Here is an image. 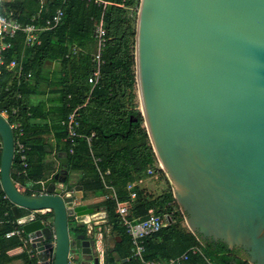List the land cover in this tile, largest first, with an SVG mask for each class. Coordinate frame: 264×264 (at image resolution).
Here are the masks:
<instances>
[{
	"label": "water",
	"instance_id": "1",
	"mask_svg": "<svg viewBox=\"0 0 264 264\" xmlns=\"http://www.w3.org/2000/svg\"><path fill=\"white\" fill-rule=\"evenodd\" d=\"M135 58L145 126L190 231L264 264V0H141ZM14 158L0 113L1 185L40 264H71V250L72 264H100L96 228H71L83 225L68 176L26 193Z\"/></svg>",
	"mask_w": 264,
	"mask_h": 264
},
{
	"label": "trees",
	"instance_id": "2",
	"mask_svg": "<svg viewBox=\"0 0 264 264\" xmlns=\"http://www.w3.org/2000/svg\"><path fill=\"white\" fill-rule=\"evenodd\" d=\"M107 1L110 4L104 9L96 4H88L86 0H0L3 9L13 13L23 24L31 22L36 16V23L45 25L59 8L64 11L61 22L42 33L40 45L24 50L22 44H17L6 53L8 62L12 58H20L24 50L25 75L21 80L14 76L13 71H8L5 65L1 67L0 111L9 112L10 123H22L24 136L21 139L30 147L27 167L22 165L17 156L14 158L13 166L19 169V173L13 174V179L24 186L26 193L31 194L30 189L41 190V180L50 175L44 173V159L49 154L46 145L48 133L51 132L48 125L50 119L54 138L59 146L62 145L59 150L65 153L69 170L79 175L77 183L87 193L103 196L110 192L99 170L105 181L114 186L120 201L130 199L128 184L150 176L149 168H153L155 174L166 177L169 187L161 195L153 196L137 186V197L130 203L131 220L146 218L151 209L158 214L168 213L171 216V223L167 227L147 237L146 259L168 260L182 254L192 245H199L212 264H249L239 249H231L222 242L202 241L181 225L184 213L176 202L170 180L159 167L144 125L145 119L137 105V27L128 16V10L135 6L139 8L141 0ZM102 14L107 30L106 45L102 50L104 64L101 77L92 90L89 76L95 67L94 56L97 51L95 28ZM55 64L57 70L53 69ZM30 71L32 75L28 77L26 74ZM46 87L59 93L55 105L49 111H45L44 103L33 106L28 100L32 95L45 94ZM80 105L83 106L78 110V130L85 134L96 133L92 139V152L95 158L100 159L97 165L85 138H77L74 151L70 152L72 144L68 139L67 127L62 124L72 110ZM13 109H17L15 113ZM36 127H42V130L35 131ZM51 181H55V176ZM101 204L107 211L108 226L122 239L116 249L119 255L128 258V264H143L132 257L133 244L116 212L115 200L105 199ZM11 209L12 203L0 182V214L8 213L12 219ZM15 226L22 228L17 222ZM11 228L5 229L1 237ZM71 228L75 231L80 229L73 219ZM22 243L20 240L19 244ZM4 257L5 254H0V263ZM22 257L25 264H38V259L30 257L27 252ZM109 258L114 263L115 258ZM186 264L209 263L201 255L190 253Z\"/></svg>",
	"mask_w": 264,
	"mask_h": 264
},
{
	"label": "built area",
	"instance_id": "3",
	"mask_svg": "<svg viewBox=\"0 0 264 264\" xmlns=\"http://www.w3.org/2000/svg\"><path fill=\"white\" fill-rule=\"evenodd\" d=\"M87 3L96 4L98 6L104 7V9L110 4L107 0H86ZM64 11L62 8H59L54 16L48 19L45 25H41L36 23L37 17L34 16L31 19V22L27 24H23L17 18L14 17L13 13L6 11L0 5V74L1 67L5 65L8 71H13L14 76L21 80L25 75L24 72V50L29 47H33L35 45H40L42 42V33L46 30L52 29L56 27L62 20ZM104 14H102L100 21L96 24L95 28V36L97 38V51L94 56L95 67L92 70L89 76V83L92 84V90L95 85L98 83L101 77V68L104 64V60L102 58V50L106 45V35L107 30L105 27V22L103 18ZM22 44L23 45V53L20 58L15 57L10 61H6V53L12 49L15 45ZM28 77H31L32 72H28L26 74ZM91 90V92H92ZM90 92V94H91ZM85 105V103L83 104ZM77 106L72 110L69 114L67 120L63 121L62 124L66 125L68 131V139L71 141L72 147L70 152L73 153L74 147L77 144V138H85L88 141V144L91 148L92 139L96 135L95 132L91 134H85L78 130L80 123L78 121V110L83 106ZM17 109H13V113L16 112ZM0 113L9 120V112L7 110L0 111ZM11 126L15 132V157L17 156L24 167L28 166V153L30 151V147L27 146L23 141L22 137L24 136L23 125L19 121H15L11 123ZM91 154L93 156L94 162L97 163L100 161L99 158H95L92 149ZM160 167V165H159ZM101 178L103 179L104 185L107 189L111 190L110 194L105 196L106 199H113L116 202V212L121 218L122 225L125 227L127 234L130 236L133 247H132V257L138 259L143 264H186L189 260L190 253L201 255L209 264H212L209 257L207 256L204 249L199 245H193L189 249H187L180 256L171 258L169 260H147L145 258L146 252V239L150 235L159 232L163 228L167 227L171 223V216L168 213H164L163 215L156 213L153 209L149 211V215L144 219L131 220L129 218L130 212V203L136 199L137 192L135 190L136 185L141 183L143 179H140L136 182H131L128 184V191L130 193V199L127 201H120L117 195V192L114 186L108 184L105 181L103 173L99 170ZM148 174H154L153 168L148 169ZM43 185V190L38 191L37 193L46 192V187L44 182H40ZM42 211H38L37 213H41ZM94 215V214H93ZM94 219V218H93ZM91 223V221L89 222ZM95 228V227H94ZM96 235H98L100 242L103 239V230L101 226L95 229ZM16 234H24L23 229L18 228L14 231H11L6 234V236L11 237ZM22 251L27 252L30 257L37 258V252L31 246V239L28 236H25L22 241ZM53 258V254L50 255V259ZM74 258H76L75 251L71 250L69 254L70 263H73ZM100 264H108L106 262L105 250L100 246ZM41 263V260L38 259V264Z\"/></svg>",
	"mask_w": 264,
	"mask_h": 264
},
{
	"label": "crops",
	"instance_id": "4",
	"mask_svg": "<svg viewBox=\"0 0 264 264\" xmlns=\"http://www.w3.org/2000/svg\"><path fill=\"white\" fill-rule=\"evenodd\" d=\"M53 69L54 70L58 69L57 64L53 65ZM54 88H56V87H54ZM45 89H46L45 94L32 95V96H30V98L28 100L30 102V105H33V106L34 105L37 106L39 103H44L45 108H46L45 111H49L51 109L52 105H55L54 102L59 97V93L52 92V88H49V87H46ZM48 121H49V123H48L49 128L51 129V132L48 133V143L50 144V146L47 143L46 150L49 151V154L44 159V164H45V166H44L45 172L44 173L45 174L50 173V175L46 179H43L41 181L44 182L45 187H47L49 185V183H51V182H54L57 185H63L64 183L61 180H58L55 178V181H51V179L57 173H60V171L62 169H64L63 171H65V173H60V176L61 177L68 176L67 182H70L69 185H71V187L75 188L74 192L71 193V195H75V193H78V195H80L78 197L79 198L78 202H81V203H79L80 204V206H79L80 210L79 211L80 212H81V210L83 211V212H81L82 216L81 215L79 216L82 218V220L80 221V224L82 223V225H83L80 227L81 231L84 233H89V231L92 230L95 226V225L93 226L89 222L93 221L92 219L97 217L98 215L103 216L102 220L95 221V224H96L95 228L97 229V228H99V226H101V229L103 230V234H104V241L103 242H106V245L104 247V243L103 242L101 243L100 240H98V243L100 246L102 245L104 247V250L110 249L109 255L112 254L111 256L115 258L114 263L110 262L108 259H106V262L108 264H128L129 259L123 258L121 255H119V252L116 250L118 247L117 246L118 243L121 242L122 239L120 236H117L115 233H113L111 227L108 226V224H107V220H108L107 219V211H106L105 207L101 204L102 201L106 199L105 196L110 194L111 190L108 189L110 192H108L106 195L95 196L94 194H92L90 192L87 193L84 190L83 186H81L77 183L79 175L77 173H73L69 170L68 160H67V162H63V159L66 158L65 153L62 152V150H59V147H61L62 145L59 146L57 143V140L54 138V131L52 128L53 124L51 122L52 120L48 119ZM41 128L42 127H36L34 130L35 131H41L42 130ZM90 149H92V144H91ZM154 174L148 176L146 179L154 177ZM146 179H143V181H145ZM136 181H138V180H135L133 182H136ZM143 181L141 183H138V185H136V187L139 186L140 188L144 189L145 187L142 186L143 185L142 183H144ZM15 182L17 183V185L21 191H25V188L23 185H21L17 181H15ZM41 186L43 188L42 184H41ZM78 187H80V188H78ZM42 188H41V190H43ZM163 190H165V189H163ZM30 191H32L31 192V194H32V193H37L40 190L30 189ZM145 192H147V190H145ZM100 197H102L103 199H100V200L97 199ZM13 206H14V204L12 203V208H13ZM11 211L13 214L12 219L8 213H6V214L4 213L3 215L0 214V254L3 253L6 256L3 258V260L1 261L0 264H25V260L22 257V254L24 252L22 251L21 245L19 244V241L20 240L23 241V238H25L24 234H16V235H13L11 237L6 236L7 233L18 229L17 226H15L16 222H17V218L15 217V214L13 213L12 209H11ZM8 216H9V219H6ZM72 219H73V221H75V218H72ZM75 223H76V225L79 224L76 221H75ZM70 224H71V221H70ZM8 227H10V228L12 227L11 230L4 233V235L1 237V233H3V231H5V229H7ZM112 242H114V243H112ZM180 255H177V256H180ZM177 256H174V257H177ZM174 257H172V258H174ZM124 259H127L126 263L123 262ZM150 260H161V259H150ZM162 261H165V260H162Z\"/></svg>",
	"mask_w": 264,
	"mask_h": 264
},
{
	"label": "rangeland",
	"instance_id": "5",
	"mask_svg": "<svg viewBox=\"0 0 264 264\" xmlns=\"http://www.w3.org/2000/svg\"><path fill=\"white\" fill-rule=\"evenodd\" d=\"M138 13H139V8L138 7H133L130 8L128 10V16L132 19L134 25H136L137 27V20H138ZM137 93H138V97H137V105H138V109L141 110L142 112V103H141V99H140V95H139V89H138V85H137ZM144 125L145 124V120H144ZM160 165V162H159ZM161 167V166H160ZM64 169H62L60 171V173H65V171H63ZM165 172V171H164ZM167 175V174H166ZM162 177V178H161ZM146 179V178H144ZM164 179H166L165 176H163L160 173H156L154 174V177L152 178H148L145 181H143L144 183H142L141 185L143 187H145L144 189L147 190V192L153 196H159L160 194H162L163 191H165L168 187H169V183H167V181H165ZM166 182V183H165ZM172 185V184H171ZM173 188V186H172ZM165 189V190H163ZM163 190V191H162ZM97 199H103L102 197L97 198ZM103 219V216L98 215L97 217H95L94 219H92L93 221H91V224L96 227L95 221H100ZM181 225L183 226V228L190 230L186 221H185V214L184 217L181 219ZM75 235L74 232H71V236ZM114 243V242H112ZM108 260H110V258H107Z\"/></svg>",
	"mask_w": 264,
	"mask_h": 264
},
{
	"label": "flooded vegetation",
	"instance_id": "6",
	"mask_svg": "<svg viewBox=\"0 0 264 264\" xmlns=\"http://www.w3.org/2000/svg\"><path fill=\"white\" fill-rule=\"evenodd\" d=\"M109 250H110V249H108V250L106 249V250H105V257H106V259H107L108 257L111 256V255H109ZM113 253H114V252H113Z\"/></svg>",
	"mask_w": 264,
	"mask_h": 264
},
{
	"label": "bare ground",
	"instance_id": "7",
	"mask_svg": "<svg viewBox=\"0 0 264 264\" xmlns=\"http://www.w3.org/2000/svg\"><path fill=\"white\" fill-rule=\"evenodd\" d=\"M81 212H83V211L81 210ZM81 212H80V213H81ZM81 216H82V214H81Z\"/></svg>",
	"mask_w": 264,
	"mask_h": 264
}]
</instances>
